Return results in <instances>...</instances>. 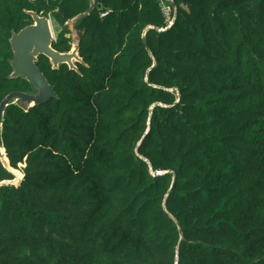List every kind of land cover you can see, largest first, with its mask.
Returning a JSON list of instances; mask_svg holds the SVG:
<instances>
[{
  "label": "trees",
  "instance_id": "obj_1",
  "mask_svg": "<svg viewBox=\"0 0 264 264\" xmlns=\"http://www.w3.org/2000/svg\"><path fill=\"white\" fill-rule=\"evenodd\" d=\"M28 12L83 63L4 110L0 264H264V0H0V102Z\"/></svg>",
  "mask_w": 264,
  "mask_h": 264
},
{
  "label": "water",
  "instance_id": "obj_2",
  "mask_svg": "<svg viewBox=\"0 0 264 264\" xmlns=\"http://www.w3.org/2000/svg\"><path fill=\"white\" fill-rule=\"evenodd\" d=\"M91 10L92 6L88 9L86 14H89ZM28 15L32 18V24L21 29L17 34H13L10 40L12 52L14 54V61L11 63L14 70L10 77H24L29 80L36 89V93L27 94L12 92L0 102V162L10 173H12L13 170L10 168L7 159L5 161L1 157V149L4 152L1 141V124L5 108L19 103L24 110H28L34 106L45 104L55 97L53 88L50 86L41 70L37 67L38 57H46L50 61L52 69H57L59 65L65 64L69 70L76 72L77 68L74 62L83 63L78 56V42L72 44L71 50L67 53L55 51L52 48L54 38L50 21L33 12H28ZM78 18H80V16L76 17L75 20ZM68 29L70 30L71 28L68 27ZM73 46L75 47L74 51H72ZM10 184L11 181H4L0 183V187Z\"/></svg>",
  "mask_w": 264,
  "mask_h": 264
},
{
  "label": "rangeland",
  "instance_id": "obj_3",
  "mask_svg": "<svg viewBox=\"0 0 264 264\" xmlns=\"http://www.w3.org/2000/svg\"><path fill=\"white\" fill-rule=\"evenodd\" d=\"M161 6H162V11L165 14L167 20L169 22H171L172 21V18H171V15H170V8H169V6L165 2L161 3ZM45 18H47L50 21L51 28H52V33H53V38H54V41H55V38H56L57 34L60 31V27L55 23V21L53 20V18H52L51 15H48ZM74 22H75V19H73V20H71V21H69V22L66 23V25L71 28L70 29V32H71L70 37L72 38V44H76L78 42L77 35H76L75 31L73 30V24H74ZM74 64H76V63L74 62ZM33 91L36 93V89H34ZM24 166H25L24 164H19L17 166V169H12L13 171L16 170V171L20 172L22 174V179H23ZM11 174H12L13 180H14L13 172ZM19 179H20V177H17L16 178V176H15V181H18ZM22 179H21V181H22ZM21 181H19L18 183L11 182L10 185L17 186Z\"/></svg>",
  "mask_w": 264,
  "mask_h": 264
},
{
  "label": "bare ground",
  "instance_id": "obj_4",
  "mask_svg": "<svg viewBox=\"0 0 264 264\" xmlns=\"http://www.w3.org/2000/svg\"><path fill=\"white\" fill-rule=\"evenodd\" d=\"M74 50H75V47L73 46L72 51H74ZM1 157H2L3 160L6 161V159H5V157H4V152H3L2 149H1ZM13 175H14V180L11 181V182L18 183L19 181H21L22 176H21L20 173L13 171ZM15 176H16V178H17V177H20V179H19L18 181H15Z\"/></svg>",
  "mask_w": 264,
  "mask_h": 264
},
{
  "label": "built area",
  "instance_id": "obj_5",
  "mask_svg": "<svg viewBox=\"0 0 264 264\" xmlns=\"http://www.w3.org/2000/svg\"><path fill=\"white\" fill-rule=\"evenodd\" d=\"M106 14L107 13H103V14H101V17H104V16H106ZM172 24V22H169V26Z\"/></svg>",
  "mask_w": 264,
  "mask_h": 264
}]
</instances>
